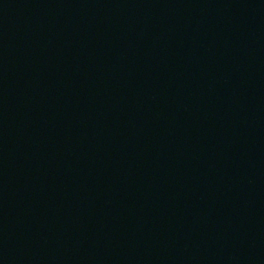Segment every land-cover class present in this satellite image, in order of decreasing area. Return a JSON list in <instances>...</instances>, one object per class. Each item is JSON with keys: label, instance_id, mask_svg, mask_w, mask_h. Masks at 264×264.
<instances>
[{"label": "water", "instance_id": "water-1", "mask_svg": "<svg viewBox=\"0 0 264 264\" xmlns=\"http://www.w3.org/2000/svg\"><path fill=\"white\" fill-rule=\"evenodd\" d=\"M0 264H264V0H0Z\"/></svg>", "mask_w": 264, "mask_h": 264}]
</instances>
